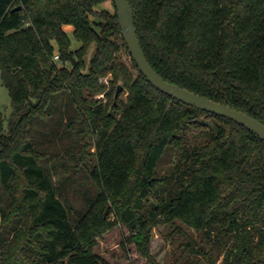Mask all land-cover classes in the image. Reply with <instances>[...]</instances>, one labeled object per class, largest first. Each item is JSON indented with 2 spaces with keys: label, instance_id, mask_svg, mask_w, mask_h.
<instances>
[{
  "label": "trees",
  "instance_id": "trees-1",
  "mask_svg": "<svg viewBox=\"0 0 264 264\" xmlns=\"http://www.w3.org/2000/svg\"><path fill=\"white\" fill-rule=\"evenodd\" d=\"M102 1L0 0V264H112L95 247L118 222L153 264H264V139L154 86ZM130 2L165 79L264 122V0ZM158 225L187 235L163 263Z\"/></svg>",
  "mask_w": 264,
  "mask_h": 264
},
{
  "label": "rangeland",
  "instance_id": "rangeland-1",
  "mask_svg": "<svg viewBox=\"0 0 264 264\" xmlns=\"http://www.w3.org/2000/svg\"><path fill=\"white\" fill-rule=\"evenodd\" d=\"M105 9L110 12H115L116 7L113 0H105L100 2L95 6V10ZM65 28L71 34L73 40V46L76 47L79 45V41L72 35L73 25L66 24ZM94 52V46L90 51V55ZM89 55V56H90ZM125 57L130 61V55L126 52ZM108 76V75H105ZM107 88L110 86L106 84ZM101 93H104L101 92ZM127 90L124 88L120 92L119 96L126 98ZM100 93L96 94V97H103L104 100H107V97L104 93V96H99ZM116 95V93H115ZM0 105L3 111L8 115L12 110V99L9 88L3 83L1 72H0ZM177 162L175 154L172 151L166 153L158 164V171L162 174L169 172L171 167ZM59 175L56 173L55 178L57 179ZM72 199H76L72 193H70ZM111 204H108L106 207L105 214L110 212ZM2 213L0 212V219ZM185 228L189 233H192L197 239H201L202 234L200 231L195 230L192 227L185 225ZM12 236V234H11ZM129 228L121 222H118L112 228L106 229L102 235L97 237V245L95 250L101 256L109 260L112 264H153L149 258L144 255L139 248L137 247L134 241H131ZM187 241V235L183 231L171 230L169 227L166 228L165 225H158L153 229V236L151 240V252L152 255L161 263L172 260L176 254L182 252V249L185 247ZM223 259V255L220 256L218 263Z\"/></svg>",
  "mask_w": 264,
  "mask_h": 264
},
{
  "label": "water",
  "instance_id": "water-1",
  "mask_svg": "<svg viewBox=\"0 0 264 264\" xmlns=\"http://www.w3.org/2000/svg\"><path fill=\"white\" fill-rule=\"evenodd\" d=\"M114 4L117 11L118 22L121 27V33L128 45V49L141 71L154 86L191 105L227 116L246 126L264 139V122L258 118L239 108L217 101L165 79L152 65L142 47L135 23L134 10L130 0H114ZM122 89L123 85L119 83L115 99L118 98Z\"/></svg>",
  "mask_w": 264,
  "mask_h": 264
},
{
  "label": "built area",
  "instance_id": "built-area-1",
  "mask_svg": "<svg viewBox=\"0 0 264 264\" xmlns=\"http://www.w3.org/2000/svg\"><path fill=\"white\" fill-rule=\"evenodd\" d=\"M54 59L59 60L60 59V53L56 52L54 55ZM100 81L105 82L106 84H109V76H102L100 77ZM99 96H104V93H100Z\"/></svg>",
  "mask_w": 264,
  "mask_h": 264
},
{
  "label": "crops",
  "instance_id": "crops-1",
  "mask_svg": "<svg viewBox=\"0 0 264 264\" xmlns=\"http://www.w3.org/2000/svg\"><path fill=\"white\" fill-rule=\"evenodd\" d=\"M66 26V25H65Z\"/></svg>",
  "mask_w": 264,
  "mask_h": 264
}]
</instances>
